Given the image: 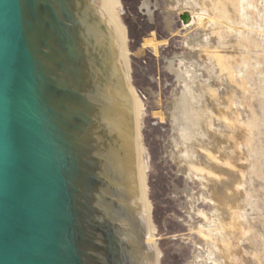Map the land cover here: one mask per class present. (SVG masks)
<instances>
[{
    "label": "water",
    "instance_id": "1",
    "mask_svg": "<svg viewBox=\"0 0 264 264\" xmlns=\"http://www.w3.org/2000/svg\"><path fill=\"white\" fill-rule=\"evenodd\" d=\"M107 36L97 0H0V264H135Z\"/></svg>",
    "mask_w": 264,
    "mask_h": 264
},
{
    "label": "rangeland",
    "instance_id": "2",
    "mask_svg": "<svg viewBox=\"0 0 264 264\" xmlns=\"http://www.w3.org/2000/svg\"><path fill=\"white\" fill-rule=\"evenodd\" d=\"M168 1L119 0L115 9L126 30L124 56L119 60L121 67L125 66L132 103L134 98L139 105L138 151L145 167V195L154 227L152 239L147 241L145 237L144 252L151 253L156 264H214L210 245L199 233L198 225L204 226L206 221L196 214L203 210L206 216L210 215L212 204L204 199L208 192L202 189L196 171H191L185 160L191 156L206 162L208 148L221 166V147L225 142L218 129L225 126V120L219 117L218 109H228L236 124L226 150L233 165L226 168L225 176H212L208 187L217 196L224 189L223 180L230 185L227 200L236 212H227L233 216L229 230L233 254L230 264H264V0H238L237 4L232 1L231 6L227 2L225 16L233 13L235 23L239 16L245 19V25L241 24L243 36L237 31L239 26L235 31L227 29L219 17L223 14L221 6L211 9L205 4V11L210 12L202 15L208 21L205 26L199 25L201 16L192 8L168 11ZM183 9L192 13L187 25L181 17ZM215 16L219 20L214 25L216 34L209 25ZM221 30L226 31L225 37H231L233 44L222 43L224 35L217 36L223 33ZM153 34L159 42L157 51L145 45L152 41ZM200 40L204 51L194 46ZM215 48L231 68L230 76L227 71L223 74L212 58ZM207 84L215 90L214 99L203 87ZM186 102L197 109L198 126L191 124L186 111H196ZM209 119L211 143L197 144L195 140L208 130ZM134 123L136 128L135 118ZM199 253L201 257H197Z\"/></svg>",
    "mask_w": 264,
    "mask_h": 264
},
{
    "label": "bare ground",
    "instance_id": "3",
    "mask_svg": "<svg viewBox=\"0 0 264 264\" xmlns=\"http://www.w3.org/2000/svg\"><path fill=\"white\" fill-rule=\"evenodd\" d=\"M171 1L172 0H170V2L168 1L169 2L168 3V11L178 9L179 7L192 8V9H194L193 12H199V14H200L199 16H201L199 19V25H205V26H207L208 21H207V19L203 18L202 15L203 14L210 15V12L205 11V7H204L205 4L208 3V5L210 6L211 9H215L218 6L219 7L221 6L223 8V14L220 15L219 17L227 24V29L228 30L234 29L233 31H235L236 30L235 27L239 26V29L237 31L239 33L241 32V35H242L241 26L245 25V19H243V17L239 16L238 21L235 23L234 20H232V18H231V15L233 13L231 15H229V13H228V16H225V13H224L225 10L227 9L226 8L227 2L231 6L233 4L232 1L237 4L238 0H180V2H181L180 4H179V0H174V2L173 1L171 2ZM97 2H98L102 22L105 24V26L108 30V36L106 38V41H107V45H108L111 64H112V68H113V72H114L116 86H117L119 99H120V103H121V108H122V112H123V117H124V121H125L129 195H130V210H131V225H132V240H133V256L136 258L135 264H156V261L153 260V255L149 252H146V253L144 252L145 237L147 238V241L148 240L150 241L152 239V230L154 227H153V224L150 222V219H149L150 204H149V202L146 198V195H145V190H146V185L144 182V170H145L144 168L145 167L140 162V159H139L140 154L138 151V150H140V148L138 149V141H137L138 140V138H137L138 137V135H137L138 134L137 133V116H138V112H139V105L136 102V100H134V98H133V103H132V98H131V94L129 92V87L126 84L127 76L125 75V72H124L125 66H123V64H122V67H121V63H120V60H121V58H123L124 51H125L124 50V44H123V42H124L123 38L125 36L126 30H125L124 25L121 23L119 16L117 15L116 10H115L117 4L119 3V0H97ZM242 6L244 8V5H242ZM181 17L183 19L184 25H187L192 20V13L187 11L186 9H183V10H181ZM217 21H219V20L217 19V16H215V17L211 18L210 22H209V25L211 26L212 32L215 34H216L217 30L215 29L214 25L217 24ZM225 33H226V31L221 33L220 35L218 34L217 36L221 37ZM224 37H225V35H224ZM251 37H253V36H251ZM241 40L242 39H240L239 43H242ZM231 41H232L231 37H228V38L225 37L224 40L222 41V43L233 44ZM219 42H220V40H219ZM158 44H159V42H158V40H156L154 34H153L152 41L145 43L146 46L151 45L155 51H157ZM245 44H247V43H245ZM245 44H240V45H245ZM195 45H198L203 51L205 50L204 42H202V40H200L199 42L194 44V46ZM220 47H222V46H220ZM224 49H225V46H224ZM213 53H214V51H213ZM212 58L215 59L216 63L219 66L220 71L221 72L223 71V74H225L224 72L227 71L229 76L231 75V68H228L227 65L225 64V62H223L222 55L216 51V48H215V54H212ZM118 61L120 63V66H119ZM203 87H206L207 94H208L210 99L215 96V94H214L215 90L212 86L207 84L206 86L203 85ZM201 96H202V94H201ZM132 97H133V94H132ZM219 100H220V98H219ZM210 101L207 100V102H210ZM186 103H188V102H186ZM188 104L190 106V103H188ZM206 106H208V105L206 104ZM190 107H192L193 111L197 110V109L193 108V106H190ZM208 108H209V106H208ZM186 110H188V109H186ZM218 110H221V112L219 111L220 112L219 117L221 119L225 120V126L221 128L222 130L218 129L219 135L223 138V142H225L224 143L225 146L221 147V150L223 152L222 153L223 158L219 162V163H221V166L217 164L218 161L217 162L214 161L216 156L214 154H212V152L208 148H205V150L207 151L206 162H201L200 160L196 161L191 156L188 157V160L186 159L185 161L187 162V164H189V166H190L189 169L191 171H194V170L196 171L197 178L199 180V184L202 187V189H204L205 191L207 190L208 193H206L204 195V199L206 201L210 202V204H212V210L210 212V215L206 216L203 210H199L196 213L198 215H201L204 218V220L206 221L205 222L206 224L204 226L202 224L198 225L200 228L199 233L203 236L204 241H206L210 245L209 253H210L211 260L214 262V264H230L231 263L230 259L233 256V254H232V247L230 245L229 230L231 227L230 225L232 224V222H230V220L232 221L231 218L233 216L231 217V215H229V213L227 214V212H228V210H230V211H232L233 214L236 213L233 209V206L227 200L228 193L230 192V185H228V182H225L223 180L222 181L223 185L222 184L221 185L224 186L223 187L224 189H223L221 194L217 193V196L213 195V193L209 189L208 185L212 180V176H217L218 178L220 175L225 176L226 175L225 174L226 168H229L233 165V159L230 157V154H228L226 150L228 148V143L232 139L231 132H232L233 128H235L236 124H235V122H232V120H231L232 119L231 116L233 114L230 113V110H228V109H226V110L218 109ZM211 111L213 113L214 110L211 109ZM209 113L210 112H208V114ZM186 114H187V116L190 115L191 124H193L195 126L196 125L198 126L200 124L197 111L194 114H192V113L190 114L188 111H186ZM187 116H186V118H188ZM134 118H135V122H136V128H135ZM183 118H185V117H183ZM200 118H202V116ZM233 120H234V116H233ZM210 123H211V121L209 119L207 122L208 130H205V132L206 131H208V132H206V133L202 132L204 134V136L200 137V139L199 138H197L196 140L193 139L192 145H195L196 143L202 144L205 141L208 144L211 143L210 134H211V131H213V130H210V127H209ZM201 128L203 129L204 127L201 126ZM241 138H243V136ZM214 139H215V137H214ZM217 139H219V138H217ZM194 140L196 143H194ZM219 142H221V141H219ZM205 144L206 143H204L203 146ZM218 154H219V151H218ZM194 160H195V162H194ZM234 217H235V215H234ZM156 255H157V251H156ZM197 257H201V254L199 253L197 255Z\"/></svg>",
    "mask_w": 264,
    "mask_h": 264
}]
</instances>
